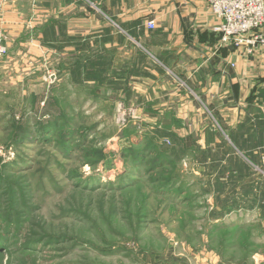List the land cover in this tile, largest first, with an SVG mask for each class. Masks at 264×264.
<instances>
[{
    "label": "rangeland",
    "instance_id": "1",
    "mask_svg": "<svg viewBox=\"0 0 264 264\" xmlns=\"http://www.w3.org/2000/svg\"><path fill=\"white\" fill-rule=\"evenodd\" d=\"M37 7L36 50L0 60V264H264V162L147 148L133 111L86 83L93 28L51 67Z\"/></svg>",
    "mask_w": 264,
    "mask_h": 264
},
{
    "label": "crops",
    "instance_id": "2",
    "mask_svg": "<svg viewBox=\"0 0 264 264\" xmlns=\"http://www.w3.org/2000/svg\"><path fill=\"white\" fill-rule=\"evenodd\" d=\"M42 2L51 67L54 56L72 66L70 53L83 54L92 27L96 71L86 83H97L98 100L122 101L137 117L131 123L175 146L199 148L205 165L262 163L264 45L249 52L223 43L206 0H0L10 63L36 50L31 19Z\"/></svg>",
    "mask_w": 264,
    "mask_h": 264
},
{
    "label": "built area",
    "instance_id": "3",
    "mask_svg": "<svg viewBox=\"0 0 264 264\" xmlns=\"http://www.w3.org/2000/svg\"><path fill=\"white\" fill-rule=\"evenodd\" d=\"M210 10L218 19L215 30L221 33V40L236 47H247L252 52L258 45H264V0H206ZM155 28V20L148 22ZM9 53L8 45L0 34V60ZM264 162V138L259 147Z\"/></svg>",
    "mask_w": 264,
    "mask_h": 264
},
{
    "label": "trees",
    "instance_id": "4",
    "mask_svg": "<svg viewBox=\"0 0 264 264\" xmlns=\"http://www.w3.org/2000/svg\"><path fill=\"white\" fill-rule=\"evenodd\" d=\"M131 125H133V124H130V126ZM133 129H137V126L134 125ZM144 134H145V137H144L145 139H147L148 141H150V140L152 141V144L148 145L147 148H151V147H158V148L163 147L164 148V147H167L170 149V151L172 149V154H174V156H177L178 158L181 157L182 155H185L186 153L189 154L190 152H192L191 149H188L186 147H183V149H176L178 146L177 145L175 146L172 141H171V143H172L171 145L167 144L165 141L160 140V135L157 132H152V133L151 132H144ZM136 135H139V133H136ZM147 152H148V150H147ZM161 159H162V157H157V159L155 161H153V166L157 165V164H159V165L162 164ZM140 161H141V158H138V159L134 160V163H137ZM151 167H152V165H151ZM161 188L164 189V186H162ZM178 192H179V190H178Z\"/></svg>",
    "mask_w": 264,
    "mask_h": 264
}]
</instances>
